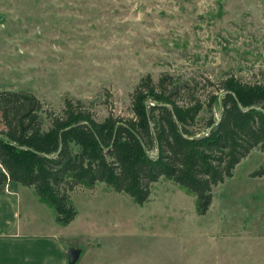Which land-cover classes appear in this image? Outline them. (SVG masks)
<instances>
[{"label":"rangeland","instance_id":"obj_1","mask_svg":"<svg viewBox=\"0 0 264 264\" xmlns=\"http://www.w3.org/2000/svg\"><path fill=\"white\" fill-rule=\"evenodd\" d=\"M166 74L201 97L229 76L264 83V0H0V90L32 93L53 112L80 100L102 121L133 117L142 78ZM263 162L255 149L205 215L166 177L142 205L104 183L78 189L64 230L81 247L75 264H264V178L250 176ZM37 195L22 188V210L49 230L54 209Z\"/></svg>","mask_w":264,"mask_h":264},{"label":"trees","instance_id":"obj_2","mask_svg":"<svg viewBox=\"0 0 264 264\" xmlns=\"http://www.w3.org/2000/svg\"><path fill=\"white\" fill-rule=\"evenodd\" d=\"M208 84L216 91L201 97L169 74L147 75L132 95L133 117L102 121L80 100L53 112L32 93L0 90V193L33 187L68 226L78 189L104 183L142 205L166 177L207 214L214 188L255 149L264 154V83L229 76ZM250 176L264 178V162Z\"/></svg>","mask_w":264,"mask_h":264},{"label":"crops","instance_id":"obj_3","mask_svg":"<svg viewBox=\"0 0 264 264\" xmlns=\"http://www.w3.org/2000/svg\"><path fill=\"white\" fill-rule=\"evenodd\" d=\"M22 188L18 185L0 193V264H71L69 249L74 247L82 253L81 247L73 245L67 239L69 235L64 234L72 223L62 226L54 218L49 230H37L33 212L22 210ZM33 200L47 209L52 207L38 195Z\"/></svg>","mask_w":264,"mask_h":264},{"label":"water","instance_id":"obj_4","mask_svg":"<svg viewBox=\"0 0 264 264\" xmlns=\"http://www.w3.org/2000/svg\"><path fill=\"white\" fill-rule=\"evenodd\" d=\"M79 256H80V250L79 249H76L74 247L69 249V260H70L71 264L76 263Z\"/></svg>","mask_w":264,"mask_h":264}]
</instances>
